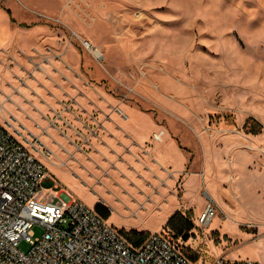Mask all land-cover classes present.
Returning <instances> with one entry per match:
<instances>
[{"label": "rangeland", "instance_id": "obj_1", "mask_svg": "<svg viewBox=\"0 0 264 264\" xmlns=\"http://www.w3.org/2000/svg\"><path fill=\"white\" fill-rule=\"evenodd\" d=\"M38 24L73 42L84 76L144 112L145 132L158 124L165 141L176 142L174 166L186 156L175 190L192 204L194 228L175 241L203 263L225 255L264 264V0H0V124L43 158L49 176L36 197L57 203V192L73 194L79 183L15 118L23 95L32 96L21 67L44 66L47 55L31 52L47 54L57 39L19 30ZM208 199L217 213L200 227L198 210ZM127 216L116 206L107 221L121 229L138 220ZM42 232L34 227L36 237ZM20 248L27 251L28 242Z\"/></svg>", "mask_w": 264, "mask_h": 264}, {"label": "crops", "instance_id": "obj_2", "mask_svg": "<svg viewBox=\"0 0 264 264\" xmlns=\"http://www.w3.org/2000/svg\"><path fill=\"white\" fill-rule=\"evenodd\" d=\"M57 23L66 25L63 20ZM24 28L19 30L52 41L57 39L53 45H47V54L36 48L31 52V58L47 55L49 61L44 66L21 67L30 75L25 86L32 96L23 95L25 106L18 105L22 115L15 118L39 137L55 158L70 167L80 188L74 196L94 207L98 203L108 206L111 215L117 206L128 215L125 218L138 219L119 226L125 230L158 232L175 212L190 210L192 204L187 197L185 202H180L175 190L176 177L185 172L186 163V156L180 167L172 163L171 149L180 150L176 142L165 141L164 135L160 140L155 139L158 124L145 132L142 110L114 97L84 76L83 69L76 65L73 42L58 39L62 32L42 24ZM22 49L19 51H25ZM151 123H154L152 119ZM12 133L27 146L19 134ZM38 158L47 167L43 158ZM189 176L188 173L184 176L188 189ZM207 178L196 180L200 184L207 182ZM209 181L211 184L210 178ZM208 201L198 210L199 214ZM151 217L158 221L148 223Z\"/></svg>", "mask_w": 264, "mask_h": 264}, {"label": "built area", "instance_id": "obj_3", "mask_svg": "<svg viewBox=\"0 0 264 264\" xmlns=\"http://www.w3.org/2000/svg\"><path fill=\"white\" fill-rule=\"evenodd\" d=\"M162 132L154 138L160 140ZM48 176L34 152L0 124V264H261L223 256L193 261L163 231L134 245L95 207L70 192H57V203L37 199ZM216 213L209 200L197 216L198 225L208 226ZM36 225L43 228L37 237ZM23 240L27 251L20 248Z\"/></svg>", "mask_w": 264, "mask_h": 264}, {"label": "trees", "instance_id": "obj_4", "mask_svg": "<svg viewBox=\"0 0 264 264\" xmlns=\"http://www.w3.org/2000/svg\"><path fill=\"white\" fill-rule=\"evenodd\" d=\"M95 209L106 219H108L111 216V211L109 207L102 203H98L95 206ZM192 211L193 210L190 209L186 212H182V211L175 212L173 215H171V217L168 219L165 225V227L170 228L172 234L171 232L165 230V228L162 231L165 232L167 236H169L174 241L177 238H182L184 240L189 239L193 235L191 231L194 228V222L191 218ZM121 232L134 245L141 244L150 234V232L138 231V230H125V229H121ZM181 248L183 249V247ZM183 251L190 259H192L193 261H197V256L189 254L184 249Z\"/></svg>", "mask_w": 264, "mask_h": 264}, {"label": "bare ground", "instance_id": "obj_5", "mask_svg": "<svg viewBox=\"0 0 264 264\" xmlns=\"http://www.w3.org/2000/svg\"><path fill=\"white\" fill-rule=\"evenodd\" d=\"M86 42H89V41H86ZM90 43V42H89ZM86 44V46H87V43H85ZM91 44V43H90ZM92 45V44H91ZM163 134V133H162ZM161 137H162V135H161ZM162 139V138H161Z\"/></svg>", "mask_w": 264, "mask_h": 264}]
</instances>
